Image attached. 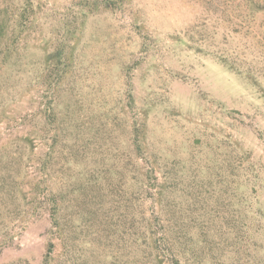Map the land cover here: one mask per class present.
Masks as SVG:
<instances>
[{
    "label": "rangeland",
    "instance_id": "rangeland-1",
    "mask_svg": "<svg viewBox=\"0 0 264 264\" xmlns=\"http://www.w3.org/2000/svg\"><path fill=\"white\" fill-rule=\"evenodd\" d=\"M158 256L264 264V0H0V264Z\"/></svg>",
    "mask_w": 264,
    "mask_h": 264
},
{
    "label": "trees",
    "instance_id": "trees-1",
    "mask_svg": "<svg viewBox=\"0 0 264 264\" xmlns=\"http://www.w3.org/2000/svg\"><path fill=\"white\" fill-rule=\"evenodd\" d=\"M155 190V189H154ZM154 197L156 198V199H158L159 198V200L161 199L160 197H158V195L157 194H154ZM35 200H36V198H34ZM154 219V218H153ZM151 222V221H150ZM154 222V221H153ZM152 225H154V224H151V226ZM150 236H152V233L150 232ZM161 238V237H160ZM53 245H50V247H49V254L52 252V247ZM48 256H50V255H47L46 256V258H49ZM155 264H181L177 259H175V258H173V259H171V262H167V261H164V259L163 258H161V257H156V260H155Z\"/></svg>",
    "mask_w": 264,
    "mask_h": 264
}]
</instances>
